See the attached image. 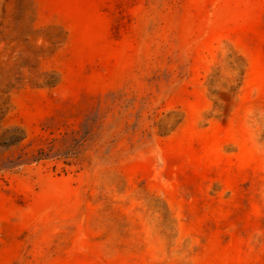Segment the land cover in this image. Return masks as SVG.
Returning <instances> with one entry per match:
<instances>
[{
  "label": "rangeland",
  "instance_id": "374dc122",
  "mask_svg": "<svg viewBox=\"0 0 264 264\" xmlns=\"http://www.w3.org/2000/svg\"><path fill=\"white\" fill-rule=\"evenodd\" d=\"M0 264H264V0H0Z\"/></svg>",
  "mask_w": 264,
  "mask_h": 264
}]
</instances>
